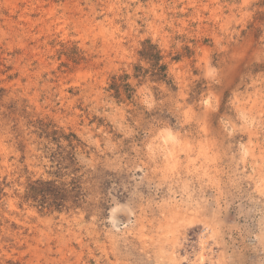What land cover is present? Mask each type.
<instances>
[{
  "label": "rangeland",
  "instance_id": "rangeland-1",
  "mask_svg": "<svg viewBox=\"0 0 264 264\" xmlns=\"http://www.w3.org/2000/svg\"><path fill=\"white\" fill-rule=\"evenodd\" d=\"M201 262L264 264V0H0V264Z\"/></svg>",
  "mask_w": 264,
  "mask_h": 264
},
{
  "label": "bare ground",
  "instance_id": "bare-ground-1",
  "mask_svg": "<svg viewBox=\"0 0 264 264\" xmlns=\"http://www.w3.org/2000/svg\"><path fill=\"white\" fill-rule=\"evenodd\" d=\"M174 157V156H173ZM204 239V238H203ZM206 241H207V239H205V240H202L201 241V247H200V249H201V252H200V259L202 260V259H204L205 258V256H206V248H207V246H206ZM210 245V244H209ZM199 248V247H198ZM199 252V251H198ZM178 256V255H177ZM184 258V257H183ZM199 259V260H200ZM207 260V259H206ZM201 263H203V262H201ZM204 264V263H203Z\"/></svg>",
  "mask_w": 264,
  "mask_h": 264
}]
</instances>
